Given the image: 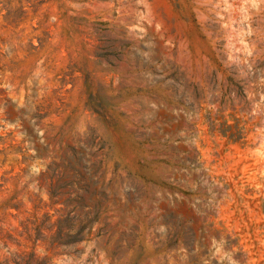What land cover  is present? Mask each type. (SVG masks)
<instances>
[{"label":"rangeland","instance_id":"obj_1","mask_svg":"<svg viewBox=\"0 0 264 264\" xmlns=\"http://www.w3.org/2000/svg\"><path fill=\"white\" fill-rule=\"evenodd\" d=\"M0 264H264V0H0Z\"/></svg>","mask_w":264,"mask_h":264}]
</instances>
